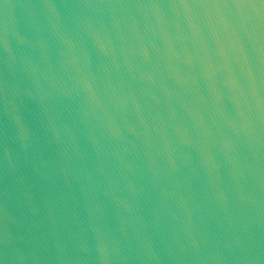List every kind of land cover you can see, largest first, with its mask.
I'll return each mask as SVG.
<instances>
[{"label":"clouds","instance_id":"9594fccd","mask_svg":"<svg viewBox=\"0 0 264 264\" xmlns=\"http://www.w3.org/2000/svg\"><path fill=\"white\" fill-rule=\"evenodd\" d=\"M0 5V264H264V0Z\"/></svg>","mask_w":264,"mask_h":264},{"label":"water","instance_id":"95a60500","mask_svg":"<svg viewBox=\"0 0 264 264\" xmlns=\"http://www.w3.org/2000/svg\"><path fill=\"white\" fill-rule=\"evenodd\" d=\"M4 2L10 4H20L26 2V0H4ZM162 2H179V0H162ZM0 7H2V5H0ZM185 31L187 32V36H182L176 33L175 30L173 29V33L175 37L174 39L175 47L177 49H180L182 46H187L189 51H196V49L199 48V45L194 46L193 40L195 38L192 36L190 30H188L186 26H185ZM210 47L214 48V45L210 43ZM152 55L153 58L155 59L157 53L155 51H152ZM249 55L253 58V60H255L256 53L253 52L251 49H249ZM205 56H206L205 52L201 49L199 57L196 58L194 69H189L187 68V66H183L185 73L187 75H189L190 77L194 75L196 77V82L194 83L192 79L189 78L187 87L179 90L181 94V98L189 102L192 107L198 108L202 112L207 113V111L209 110L215 111V108L213 106V95L211 92V87L214 85L224 95V99L222 101L223 105L226 106L229 110H231L232 105L228 98L229 93L226 86L223 83L226 76V72L223 71L218 72L214 79L206 78L201 73V64H200V61L203 60ZM213 59L218 63V66L223 63L215 55H213ZM233 63H235L234 60ZM197 87L203 93L202 96L194 91V89H196Z\"/></svg>","mask_w":264,"mask_h":264}]
</instances>
